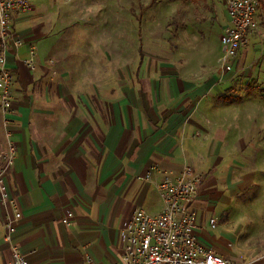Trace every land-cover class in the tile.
Returning <instances> with one entry per match:
<instances>
[{"label": "crops", "instance_id": "obj_1", "mask_svg": "<svg viewBox=\"0 0 264 264\" xmlns=\"http://www.w3.org/2000/svg\"><path fill=\"white\" fill-rule=\"evenodd\" d=\"M31 2L32 10L14 20L24 44L18 48L12 44L6 52L7 68L16 77L15 113L7 132L17 152L4 175L22 210L15 241L29 264H88V258L94 264H118L124 248L123 223L136 208L152 215L164 208L153 183L142 179L151 164L163 171H178L188 164L201 172L203 182L191 203L197 212L198 240L238 264H264V247L243 236L238 205L230 194L248 185L244 176L240 183L234 180L238 157L232 132L236 138H264V114L247 109L237 118L241 105L217 102V75L198 84L186 72L141 71L131 86H118L115 93L86 89L85 102L74 103L68 118L59 114L55 120V108L61 104L45 103L50 90L40 86L50 79L46 61L54 54V42L48 37L51 29L38 17L41 14L33 11L36 2L42 11L45 0ZM224 12L225 30L229 23L225 0ZM31 46L37 50L34 69L24 63ZM208 49L207 59L218 61L220 40ZM141 62L142 58L139 66ZM63 75L74 77L72 72ZM259 76L264 78V73ZM51 91L60 99L65 94L61 87ZM247 92L263 97L264 87L257 84ZM94 94L101 103L93 100ZM249 101L246 97L245 103ZM0 145L1 150L6 148L5 141ZM4 153H0V167ZM258 157H264L262 150ZM69 210L74 218L68 227L62 218ZM4 214L0 204V264H9ZM212 218L217 221L215 228Z\"/></svg>", "mask_w": 264, "mask_h": 264}, {"label": "rangeland", "instance_id": "obj_2", "mask_svg": "<svg viewBox=\"0 0 264 264\" xmlns=\"http://www.w3.org/2000/svg\"><path fill=\"white\" fill-rule=\"evenodd\" d=\"M150 1L45 0L42 11H38L36 2L33 11L41 14L38 17L51 29L48 37L54 42V54L46 61L50 79L40 86L50 90L45 103L50 107L61 104L55 108V120L59 114L69 116L74 103H84L86 89L98 93L103 88V93H115L118 86H131L141 71L186 72L198 84L217 75V102L241 105L237 118L247 109L264 114V96L251 97L247 92L257 84L264 87V78L259 76L264 73V0H260L257 11V28L250 33L231 72L222 69L220 59L213 63L205 55L224 32V0H156L149 6ZM69 72L73 78H62ZM58 87L65 92L61 99L51 91ZM70 87L76 96L70 94ZM92 97L101 103L98 94ZM246 97L251 101L245 103ZM53 119L51 116L50 122ZM7 130L0 114V144H6L4 150L0 145L1 152L8 148ZM232 135L238 157L234 180L240 183L245 177L248 184L244 190L230 193L241 216L238 225H243V236L249 243L264 247V157H258V151L264 153V138ZM250 174L257 178L248 180Z\"/></svg>", "mask_w": 264, "mask_h": 264}, {"label": "built area", "instance_id": "obj_3", "mask_svg": "<svg viewBox=\"0 0 264 264\" xmlns=\"http://www.w3.org/2000/svg\"><path fill=\"white\" fill-rule=\"evenodd\" d=\"M229 23L220 38L222 55L220 65L225 72L234 70L236 60L249 42L250 33L257 28V11L260 0H225ZM31 0H0V113L5 126L15 113L14 74L7 68L6 52L10 45L24 44L14 28L17 16L32 10ZM24 63L30 69L37 66V50L31 46ZM8 136V148L0 167V204L4 208V240L11 250L9 264H29L26 255L15 241V234L23 217L18 200L11 195L4 175L11 168L17 144ZM142 179L153 183L164 202L159 215L144 208H136L121 228L124 241L123 255L118 264H238L218 255L200 242L196 235L197 212L191 203L197 197L203 174L185 164L178 171H163L151 164ZM74 212L69 210L62 218L70 226ZM217 226L215 218L210 220ZM88 264H94L91 258ZM246 264V263H241Z\"/></svg>", "mask_w": 264, "mask_h": 264}, {"label": "trees", "instance_id": "obj_4", "mask_svg": "<svg viewBox=\"0 0 264 264\" xmlns=\"http://www.w3.org/2000/svg\"><path fill=\"white\" fill-rule=\"evenodd\" d=\"M156 2V0H151L149 6L153 5Z\"/></svg>", "mask_w": 264, "mask_h": 264}]
</instances>
